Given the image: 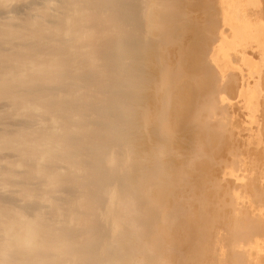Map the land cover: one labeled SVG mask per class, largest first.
Returning a JSON list of instances; mask_svg holds the SVG:
<instances>
[{
    "label": "bare ground",
    "instance_id": "6f19581e",
    "mask_svg": "<svg viewBox=\"0 0 264 264\" xmlns=\"http://www.w3.org/2000/svg\"><path fill=\"white\" fill-rule=\"evenodd\" d=\"M143 1L0 0V264H251L254 260L251 263L248 261L251 255L246 256V254L250 253L246 248L254 246L258 250L264 251V189L262 188V182H260L261 188L255 187L254 190V186L251 183L252 189L250 191H255L251 194L258 200L255 207L252 206V203L255 204V200L249 193L248 195L254 201L248 200V197L246 199L251 201L252 205L245 203V205H241L239 203L241 197H245L247 193V189H244L245 185H242L244 188L240 185L241 182L238 184L240 188H232L233 196H231L233 199L231 197L226 200V197L231 193L229 186L234 185L233 179L231 182L230 180L227 181L232 184H226L229 192L224 193L226 189L223 188L216 190L218 191V198L219 195H222L221 193L219 194V190L222 191V196L228 193L227 196L225 195L226 197L221 196L222 198L220 197V200L216 201L218 203L224 199L219 204L223 206L222 202L226 200L227 207L231 204L229 209L226 207L228 209L226 210L223 207L225 210H222V208L215 210L212 206L210 208L206 207L204 203L206 199H204L203 193L205 178H203L202 175L204 173L202 172L206 163L205 160L209 156L207 154L208 157L204 161L201 158L205 154L204 149H206L203 147L205 139L198 137L202 133L194 138L193 147L192 137H190L187 146L185 144L183 149L179 146V151L176 143L174 144L176 135L180 134H177V131L182 130V136H184L183 130L190 127L194 131V128L191 127L192 123L197 124L201 120L198 109H201L202 103H199L198 101L200 100L197 99L200 95H192L194 93L192 92L194 90H192V87L195 88L197 86V92L200 91L201 96L205 95V100L202 97L203 101H205L203 106L204 108L206 107L204 109L205 112H211L210 117H212V112H215L217 104L219 103L220 105V100L217 101V104L213 101L214 98L210 96L212 93L208 94L205 90L207 92L206 95L204 89H198L200 88L201 80H195L197 85L192 86V73L195 74L192 69L196 70L199 64L196 58L199 56L195 55L194 46L184 47V50L181 48L183 51L181 52L180 60L189 62L190 70L187 71L190 74L182 72L177 76H168L167 79V73L170 74L172 68L162 71V69H165V67L162 68L165 53H163L164 55L161 54L163 57L159 55L161 58L157 59L155 57L156 48L152 47V49L155 48L153 49L155 51L151 50L150 52L151 43L149 39L156 37L154 34L155 36L150 38L153 34V29L163 24L168 30V27H171V21L174 20L173 18L176 15L179 17V10L183 8L180 2H183V0L179 1L180 4L176 2L177 0L174 2H170V0H157L158 2L156 0H146V3ZM188 1L185 0L186 3ZM169 2L171 4L174 3V6L169 5ZM223 3L225 5L227 3L229 7L227 5L226 7L230 8V10H225L224 18L228 19L231 25L233 37L232 40L225 41L221 47H218L221 54L217 58L218 62L219 60H224V62L229 60L230 53L234 56L237 54L233 51L228 52L229 49L235 48L238 51V48L241 47L242 49H239V52L242 50L241 55L244 57L248 67L252 69L250 75L252 74L251 72H253L252 75L256 72V75L260 76L258 73H261V63H258L261 67L254 65L249 59L251 54L249 55V52L247 53L248 49L245 48L253 46L251 43L254 42L260 46L256 47L254 45L258 51L262 48L264 50V24L254 23L252 20H256L255 17H251L249 20L248 15L246 16L242 13L246 5H259L260 0H224ZM156 6L163 8L159 9V12L165 10V8L168 10L170 6L171 8L175 7L178 13L175 12V9H173L174 14L171 11L172 9L170 12L168 11L170 14L168 15L167 13V15L170 18L177 13L169 22L164 17H159L158 19L157 15L153 13V10L157 8ZM184 6L186 7V4ZM259 7H263V5ZM259 7L258 9L256 8V12L260 9ZM220 8L224 9L223 7ZM220 8L218 11H220ZM246 10L249 11V8ZM184 11L181 14L182 17L185 14ZM262 11L261 8L259 16L264 20V14L263 16L261 14ZM156 12H158V9ZM165 12L161 11L160 14H166ZM211 12L212 10L208 11L209 14H215V12ZM190 13L192 12L190 11ZM250 13L251 15L255 14L254 12ZM145 14L148 17L147 20H144ZM171 14H173L172 17ZM217 14L219 16L220 12ZM167 15L166 18H169ZM259 16L257 22L259 21ZM185 17L183 23L188 27ZM176 18L174 21L176 25L173 24L176 26L175 28H178V18ZM182 19H178L179 25L182 24ZM191 19L193 20V17ZM179 20H181L180 23ZM225 21L223 22L227 23ZM197 23L199 24V22ZM212 23L215 25L214 22ZM208 24L212 26L210 23ZM228 26L226 31L224 30L225 33L223 32V27H221L222 35H219L221 39L224 34H227L228 38H230L229 34L231 32L229 31V34L226 33L229 30ZM186 30L188 29L186 28ZM180 31L183 30L180 28ZM160 32L158 34L161 36ZM172 32H176V29ZM162 33L163 35L167 34ZM197 34H195L196 40L198 39L196 37ZM200 34L203 33L201 32ZM148 35L151 36L149 37ZM182 35L184 33L182 34L181 32L180 37ZM202 36H200V41ZM213 36L215 35H212L211 38L207 37L208 42H202L206 43L204 47L207 43L216 39V37L213 39ZM225 38L227 39V37ZM155 39L162 41L160 37ZM164 43L167 44L166 42ZM164 43L162 42V44ZM147 44L150 46H147ZM218 45L216 43L213 48H217ZM254 46L250 47L249 50L251 51ZM156 47L159 50V45H156ZM163 48L162 45L161 50ZM203 49L208 50L207 48ZM212 49L211 51H213ZM263 50L261 52H264ZM180 51L178 49V52ZM216 52L218 54V51ZM261 52L260 54H262ZM153 53L156 60L162 59L161 62H156L161 64L159 65L162 68H159L161 74L158 72L161 75V82H159L157 76L154 75L153 77L151 72L153 70L150 69L151 64L155 65V62L154 64L152 63L153 58L152 60L150 58ZM253 54L252 56H254ZM209 58L211 59L212 57L210 56ZM168 59L170 63V58ZM217 59L215 58V60ZM150 60L152 61L151 63H149ZM215 60L212 62L214 63ZM206 61L203 63L206 64ZM229 62L231 64V61ZM238 62L240 60L237 61V66ZM242 64L240 63L239 66L242 67ZM226 65L225 63L224 66ZM232 66H235V64H232ZM171 67L173 66L171 65ZM223 69L225 70L222 67L220 71L222 70L223 72ZM148 71L151 72L152 76L147 74ZM198 71L196 70V72ZM245 71L247 70L245 69ZM214 72L207 74L211 75ZM222 72L221 74H224ZM238 72L235 70V78L238 77ZM186 74L189 75L187 79ZM198 75L202 74L198 72ZM147 76L149 77L147 79L153 78V80L150 82L147 79L145 80ZM202 76L204 77V75ZM212 76L216 75L213 74L210 77L212 78ZM240 76L242 75H239L238 83L239 81L241 82L240 79L243 77L240 78ZM156 77L158 82H156ZM231 77L233 75L227 77V79ZM257 77L254 76V80ZM261 78H264V76L259 79ZM227 79L226 81H228ZM214 80L212 81L211 79L213 83H215ZM251 80H248L250 84L252 83ZM207 81L209 82L210 80L208 79ZM208 82L205 83L208 85ZM232 84L229 86L232 88H227V85L224 90L226 91L227 88L230 89L228 90L230 92L232 89L238 90L239 86L241 87V85L237 84L236 86L234 85L235 88L238 86L235 89ZM255 84L254 86L257 85ZM154 85L155 88H152ZM245 85L247 86L248 84ZM244 87L241 89V93L246 94L247 91ZM153 89H156L155 93L157 91L158 95L166 94V96H169L163 100L166 98L165 96L162 99L161 96L156 95L159 98L161 97V100L159 99L161 106H159L160 103H157L156 96L152 98V95H155L152 91ZM167 90L169 92L173 90L174 92L171 94ZM216 90L214 91L216 92ZM250 90L255 91V89ZM187 91H189V95H184ZM221 92L223 93V90ZM227 94L229 95L227 98L230 95L233 96L232 93ZM248 94H250V91ZM235 96L237 95L235 94L233 98L236 100ZM217 97L222 99V97L226 96L220 95ZM262 97L264 98V95ZM154 99L157 101L155 102ZM168 99L171 103L166 101ZM224 100L226 101L225 98ZM148 101L149 104L151 101L155 102L159 107L155 105V108V106L149 105ZM162 101H164V104ZM243 101L245 102V100ZM221 102L223 105L224 102ZM246 103L249 104L247 101ZM225 104L228 105L226 102ZM241 104L239 103V105ZM258 104H261V101ZM224 105L220 108L223 109ZM234 105L236 104L234 103ZM149 106L154 108L149 109ZM260 106L259 108H261ZM232 108H236V110ZM232 108V111H235V115L238 107L232 106ZM172 109L173 111L176 109L180 111L178 110L175 116L170 115ZM247 109L249 108L247 107ZM239 110L241 109L239 108ZM226 111L229 110L226 109ZM226 111L224 108L223 113ZM208 115L204 114L209 120ZM214 115L218 114L215 112ZM169 116L171 119H169ZM220 116H216L217 119ZM227 116L229 117L230 115ZM216 117L213 121L218 123L215 120ZM228 117H224L223 121L227 120ZM242 118H244L243 115ZM261 119L263 120V118ZM228 121L223 123L229 124ZM259 122L258 120V124ZM204 123L203 125L201 124L200 131L202 126L205 128ZM207 123H210L209 126L205 123L208 127L206 128L207 130H210L211 124H215L212 121ZM223 123L219 126L221 127ZM232 124L234 125L233 122ZM147 126L153 127H149L151 129L149 130ZM146 127L149 131L148 133L145 132ZM227 127L223 128L227 131L219 129V132L221 130L229 133V136L224 134L225 140L227 139L226 136L229 140V142L226 140L228 144L226 145L225 143L224 146L230 145L229 147H231L235 145L234 147H236L237 145L234 143L240 137L238 134L240 132L237 131L239 128L236 130L233 127L231 135L235 131L238 132L237 136L234 134L235 138L234 135L233 137L230 135V130L232 129L228 131ZM261 129L263 128L260 125ZM195 131H198V128ZM207 133L209 136V132ZM192 134L197 135L198 133ZM215 135L217 136V134ZM178 136L181 138V134ZM230 137L231 139L235 138L232 140L233 142L230 141ZM241 137L243 136L241 135ZM220 139L223 138L221 137ZM242 139H239V142L241 147L245 149L242 144L246 140L241 141ZM260 139H262L261 143H264L263 138ZM182 140L184 141V139ZM254 140L257 139L255 138ZM258 142L260 143V140ZM233 146L232 148H234ZM229 147H226L227 152L230 149ZM238 147L237 151L241 149L238 151L240 153L243 149ZM250 147L254 149L255 146ZM259 147H257L256 152L260 150L262 153L264 149L261 150V147L263 148L264 145L261 144ZM226 148H224V153ZM252 148L251 151L253 150ZM234 151L232 150V154ZM247 152L244 150L241 154L244 153L246 156L249 153ZM253 152L256 153L255 151ZM215 153L217 154V152ZM239 153H234V157L236 154L241 155ZM231 155L227 156V158L239 159L238 156L234 158ZM244 155L240 157L241 161L244 159ZM210 157L212 158V156ZM260 157L263 158L264 156L262 157L260 154ZM227 158L230 168L231 166L234 167L231 171L234 174L241 167V161H238V164L231 162L232 160L230 159V161ZM256 159L253 161L254 164L257 161ZM260 160L256 163L257 167H260L258 166L261 162ZM228 161H222L225 162V165L220 161L224 170L229 169V167L225 168L228 165ZM211 162L213 163V161ZM253 162L247 165L250 166ZM208 163L206 164L208 165ZM214 163H216L215 160ZM261 163L263 164V162ZM217 164L215 167L222 166ZM252 166L254 169L256 168L255 165ZM262 166L264 167V164ZM219 168L221 169L222 167ZM208 169L210 170L211 166ZM244 169L242 170L244 171ZM259 172L260 170L256 172L258 173L257 175L254 174L257 177L252 178L254 184L256 182L258 184V181L254 180V178H259L258 176H260L262 171ZM237 174L239 173H235L237 177L234 179L241 180L242 178H239ZM220 175H222L221 172ZM243 176L245 175L242 174ZM233 177H230V179ZM261 178L263 179L264 177ZM262 179L258 180L263 181ZM205 182L207 183L206 180ZM212 183L214 182L212 181ZM235 186H237V183H235ZM220 187H222V184ZM237 189H244L246 193ZM242 200L245 201L244 198ZM226 201L224 206H226ZM228 201H232V203H228ZM217 203L216 205H218ZM205 209L207 210L206 212ZM221 210L227 211L226 214L222 215ZM241 250L242 252H240ZM251 257L253 258V255ZM263 260L264 257L261 256V261ZM261 261L260 264H264V261Z\"/></svg>",
    "mask_w": 264,
    "mask_h": 264
},
{
    "label": "rangeland",
    "instance_id": "374dc122",
    "mask_svg": "<svg viewBox=\"0 0 264 264\" xmlns=\"http://www.w3.org/2000/svg\"><path fill=\"white\" fill-rule=\"evenodd\" d=\"M142 1H143V0H142ZM159 1H160V0H159ZM164 1H165V0H164ZM168 1H169V0H168ZM168 1H167V3H168ZM171 1L174 2V1H176V0H170V2H171ZM179 1H180V0H177L176 2H177L178 4L181 3V4L183 5V8H184V9L181 8L182 11L179 10L180 13H178V12L176 11V10L178 9L177 6H176V4H175V6H176L177 9H176L175 7H174V8H171V7L169 6V8L167 7L168 10H166V8L164 7L165 10H161V11H163V12L166 11V12H165L166 14L163 13L164 15H163L162 13H161L162 15L160 14L161 11L159 12V9H163V8L160 7V6H158V7L156 6L157 8H155V9L153 10V13H154L155 15H157L156 17H157L158 19H159V17H164L165 19H167L166 21H168V22L171 21V19H172L173 17H175V15L178 13V14H179V17H178L177 15H176V17H177L178 19H182V18H183V19H182V24H183V26H182V24H180V25L178 24V19L175 17V18L177 19V26H178V28H175V27H176V26H175V25H176V22H174V21H175V18H173L174 20L171 21L172 23L170 22L172 28H171V27H168V30H167V29H166V26H164V25L162 24V26L159 25L161 28H160V27H156V29H153V31H152V33H153L152 36H151V35H148L149 37L151 36L150 38H152L153 36L156 35V37H160V39L162 40V41H160V40L158 39V40H159V43H158V40L155 39L156 37H153L154 39H153V38H152V39H149V38H148V39H149V42L151 43V44L148 43V44H150L151 46L147 44V46H150V48H149V49H150V52H151V50H152L153 52L156 50V51H155V52H156V56H155V57H156L157 59H160L161 57H163L162 55H164L163 53H165V55H164V59H163V62H164V63L168 62V63H166L165 65H164V63L162 62V64L164 65V66L162 65V68L165 67V69H162L161 66H159V65H161V64H159V63L162 61V59H161V60H156V58L154 57L155 54L153 53V55H150L151 60H152V58H153V60H152L153 62L150 60L149 63L152 62V63L154 64V62H155V65L157 64L158 66H157V65L155 66V65H152V64H151L150 69H152V70L154 71V72H153V71H151V72H152V74H153V77H154V75H155V76H157V77L159 78V82L162 81V80L160 79V76H161V75H160V74H161L160 71H161V70H159V68L162 69V71H163V70H168V68H172V72L170 71V74L167 73V77H166V79L168 78V76H171V75H173V76H177V75H180L182 72H183V73H186V72H187L188 74H190L189 71H187V70H190V68H189V62H187V61H181V60H180V55H181V52L185 49L184 47H189L190 45H192V47L194 46V48H195V55H196V56H199V57H196V58H197V63H199V64H198V68H199V69L197 68L196 70H197V71L199 70L198 72H199L200 74L204 75V77H203L202 75H198V72H196V70L192 69V71L195 72V74L192 73V75H193V77H192V78H193V79H192V86L197 85V83H196L195 80L198 81V79H199V81L201 80L202 82L200 81V88H198V89H199V90H203V89H204V93H205L206 95H207V92H208V94L212 93V94H210V96H212V98H214L213 101H214L216 104L218 103L217 101L220 100V101H219V102H220V105H219V103H218V104H217L218 106H217V105L214 103L215 106H217V107L214 106V107L216 108V109L214 108V109H215V112H216V114H218V115H214V116H215V117H216V116L219 117V116L221 115V116H220L221 119H220V118L217 119V117H216L215 120H217L218 123H215V121H213L214 118H215V117L213 116V114H215V112H212V117H210L211 112L208 113L207 111L205 112V110H204L206 107L204 108V106H203V103L205 104V101H203V98H202V97H204L205 95L203 94V95L201 96L200 91L197 92V86L195 87L196 90H195L194 87H192V90L194 89V90L192 91V92H194V93H192V95H193V94H196V95H198V96L200 95L197 99L201 101V102L198 101L199 103H202V105L200 104L201 107H200V105H199V107H200L202 110H201V109H198V113H199V116H200L199 118H200L201 120L203 119L202 121H204V122L206 123V125H208V126H209L210 123H207V122H209V121H212V123H215V124H211V125H212V126H210L211 128L209 127L210 130H207L206 128H208V127H207V126L205 125V123L203 122L205 128H203V126H202V127H201L202 129H201V131H200L199 128H200L201 124L203 125L202 121L200 120V121H199L200 123H197V124L192 123V126H191V127L194 128V129H193V128H192V129L195 131V130L198 128V131H200V132H198V131H195V132H194V131H192V130L190 129V127H189V128H187V129L183 130V131H184V132H183V135H184V136H182V130H180L179 132L177 131V134H178V133L181 134V138H180V136H178V135H180V134L176 135V139H175L174 144L176 143V146L178 147L177 150L180 149V148L183 149V147H185V144H186V146H187V143L189 142L190 137H192V147H193V142L195 141L194 138H196L200 133H202V134H200L198 137H199V138H203V139H205V142L203 143V145H204L203 147H205V148L208 149V150L205 151L206 149H204V153H205L206 155L204 154L205 156L203 155L201 158H203L202 160L204 161L205 158H207V157L209 156V157H208L209 160H208V158L205 160L206 163H208V162H209V163H208V165H207V164L204 162V163H205V164H204V169L206 168V166H208V167H207L205 170L203 169V172H202V173H204L202 176H203V178H205V179H204V183H203V184H204V186H203V190H204L203 193H204V199H206V200L204 201L206 207H209V208H210V206H212L213 209H215V210H216V209L220 210L221 208H222V210H225V209L228 210L229 207L231 206V204H229V207H227L228 204H227V201H226V200H228V198H231V197L233 196L231 191H232L233 189L238 188L240 185H241V186H242V185H243V186L245 185V188H244L243 186H242V187H243L244 189H247V193L244 191V189L241 190L242 188L239 189V190L237 189L238 191L241 190V192L244 191V193H246V194H245V197H243L244 200H245L246 202L243 201V200H242L243 198L241 197V199L239 200V201H240L239 203H240L241 205L244 204V203H245V204H250V205L253 204L252 206L255 207V206L257 205V204H256V201H258V200L256 199V197H255L254 195H252L253 192H255V191H252V190L250 191V189H252V184H253V186H254V187H253V190L255 189V187H257V188L259 187L258 189H260V188H261V183H260V182H262V184H263V185H262V188L264 189V182H263V181H264V178H263V179L261 178V177H264V175H263V174H264V170H263L264 167L262 166V165L264 164V157H263V156H264V152H263L264 150L262 151L263 154L261 153L260 150H259V151L257 150L258 152H256L257 147L261 146V144L264 145V143H261V140H262V139H260V138H263V140H264V137H263L264 135H262V134H264V127H263V125H264V111H263V108H264V100H263V99H264V98L262 97V96L264 95V94H263V93H264V85H263V84H264V78L259 79L260 77H263V76H264V74H263V72H264V71H263V70H264V69H263V68H264V66H263V65H264V64H263V62H264V56H263V55H264V52H261V51L263 50V48H262V49L259 48L260 50L258 51V49H257L256 47H260V46L258 45V43L255 44L254 42L251 43V45L253 44V46L255 45L256 47L254 46V48H251V51L249 50V48H250V47H253V46H248L247 48H245V49H248V50H247V53L249 52L248 54H249V55L251 54V56H249V57H250L249 59H251V61H252V63H253L254 65H259L258 63H261V64H260V65L262 66V68L260 69V72H261V73H258V74H260V76H259V75H256V72H255V71H254V72H255L254 75H252L253 72H251L252 74L250 75V71H252V69H251L250 67H248V64L246 63L244 57L241 55V51H242V50L239 52V49H242L241 47L238 48V51H236L237 49H235V48H231V49H229V51H228V52H232V51H233L234 53H237L236 55H239V56H236V55L234 56L232 53H230V54H231V55H230V54L228 53V55H230V56H229V58H230L229 60H226L225 62H224V60H219V62H218V59H217V58L221 56V54H220V52H219L220 48H218V47H221V46L224 44L225 41H230V40H232V37H233V32H232L231 25H230L228 19L224 18L225 13H226L225 10H228V9L230 10V8H228L229 6H228L227 3H226V5L228 6V7H226V5L223 3L224 0H212V1L209 0L208 2H206L207 0H203V1H202V0H195L196 2H195V1H192V0H190V1L187 0V1H188L187 3L185 2V0H183V2H180V3H179ZM181 1H182V0H181ZM197 1H198V2H197ZM217 1H219V2H217ZM221 1H222V2H221ZM261 1H262V3H261ZM143 2L146 3V0L143 1ZM147 2H148V1H147ZM156 2H158V1L156 0ZM170 2H169V3H170ZM204 2H205V3H204ZM210 2H211V3H210ZM216 2H217L218 4H217ZM198 3H199V5H198ZM202 3H204V4H202ZM208 3H209V4H208ZM214 3H216V4H214ZM221 3L224 4V5L222 6ZM157 4H158V3H157ZM157 4H156V5H157ZM173 4H174V3H172V4L170 3L169 5H173ZM184 4H186V7L184 6ZM205 4H206V5H205ZM216 5H218V6H216ZM261 5H263V7H264V0H260V4H259V5L248 4V5L245 6L244 11H243L242 13H244L246 16L248 15L249 20H250L251 17H252V18L255 17L256 20H254V19L252 20V21H254V23H258V24H259V23H262V24H264V20L262 19L261 16H259V15H260V14H259V11H260L261 8H262V10H263V11H262L263 13L261 12L262 16H263V14H264V8H263V7H259V6H261ZM173 6H174V5H173ZM224 6H225V7H224ZM255 6H256V7H255ZM181 7H182V6H181ZM220 7H223L224 9H222V8H220ZM251 7H252L253 10L251 9ZM258 7H259L260 9L258 10V12H256V10L258 9ZM179 8H180V6H179ZM219 8H220V11H218ZM248 8H249V11L246 10V9H248ZM254 8H255V10H254ZM256 8H257V9H256ZM157 9H158V12H156ZM171 9H172V10H171ZM173 9H175V12H177L175 15H173V14L175 13V12L173 11ZM185 9H187V10L184 11ZM204 9H205V10L207 9V10L205 11ZM213 9H214V10H213ZM215 9H216V11H215ZM221 9L223 10V12H222ZM155 10H156V11H155ZM170 10L173 11V14H171V17H172V15H173L172 18H170V16H168V15L170 14V13H169ZM189 10H190L192 13H190ZM192 10H193L194 12H193ZM209 10H210V11L212 10V12H215V14H213L212 12H211L212 14H209V13H208ZM168 11H169V12H168ZM183 11H184V13H185L187 16H186L185 14H184L183 17L181 16V14H183ZM186 12H188L189 14L186 13ZM201 12H202V13H201ZM203 12H204V14H203ZM219 12H220V14H219L220 17H219L218 14H217V13H219ZM247 12H248V13H247ZM250 12H254V13L256 12V13H255L254 15H251ZM157 13H158L159 15H158ZM167 13H168V15H167ZM171 13H172V12H171ZM205 13H207V14H205ZM257 13H258V16H259V21H258V22H257V20H258ZM190 14H191V15H190ZM195 14H196V16H195ZM202 14H203V15H202ZM221 14H223V15H221ZM146 15H147V14H145V18L143 17L144 20H145V19L147 20V18H148ZM166 15H167V17H169L170 19H169V18H166ZM200 15H201V16H200ZM204 15H205V16H204ZM206 15H207V16H206ZM210 15H211V16H210ZM213 15H214V18L212 19ZM249 15H250V17H249ZM255 15H256V16H255ZM180 16H181V18H180ZM185 16H186V17H185ZM189 16H190L191 18L193 17V20H192L191 18L189 19ZM208 16H210V17H208ZM184 17H185V22H187L188 27H187L186 25H184L185 23H183ZM196 17H197V18H196ZM204 17H205V18H204ZM221 17H222L223 19H222ZM186 18H187V19H186ZM209 18H210V19H209ZM195 19H196V20H195ZM206 19H207V21H206ZM214 19H215V20H214ZM142 20H143V19H142ZM187 20H188V21H187ZM211 20H212V21H211ZM218 20H219L220 22H219ZM222 20H223V21L226 20L225 22H227V23H224ZM189 21H190V22L192 21L191 24H190ZM215 21H216V22H215ZM221 21L223 22L224 25L222 24ZM145 22H146V21H145ZM180 22H181V20H179V23H180ZM197 22H199V24H198ZM206 22H207V23H206ZM212 22H214L215 25H214ZM173 23H174L175 25H174ZM200 23H201V24H200ZM208 23H210V24L212 23L211 25H212V26L214 25V26L212 27V26H210ZM228 23H229V24H228ZM206 24H207V25H206ZM225 24H228L229 26H228V25H225ZM165 25H166V24H165ZM169 25H170V24H169ZM169 25H168V26H169ZM191 25H193L195 28H194L193 26H191ZM197 25H198V27H197ZM202 25H203V26H202ZM208 25H209V26H208ZM216 25H217L218 27H217ZM220 25H221V26H220ZM222 25H223V26H222ZM205 26H206V27H205ZM215 26H216V27H215ZM227 26H228L229 30L227 29L228 31H227L226 33L229 34V33L231 32V33H230L231 35L229 34L230 38H228V35H227V34H226V35L224 34V35H223V38L221 39V36H219V35H222V30L220 31V29H222L221 27H223V32H224V30L226 31V27H227ZM164 27H165V29H166L167 31H166L165 29H163ZM184 27H185V28H184ZM189 27H191V28L189 29ZM200 27H201L202 29H201ZM203 27H204V28H203ZM208 27H211V28H213V29L208 28ZM219 27H220V28H219ZM158 28H159V29H158ZM180 28H181L183 31H180ZM183 28H184V29H183ZM186 28H187L188 30H186ZM205 28H207V29H205ZM218 28H219V30H218ZM169 29H170V30H169ZM175 29H176V32H172V31H175ZM178 29H179V30H178ZM204 29H205V31H204ZM214 29L217 30V31H215ZM198 30H199L200 32H199ZM201 30H202V31H201ZM160 31L164 32L165 34L167 33V34H166V35H163V33L160 32ZM169 31H170V32H169ZM206 31H208L209 34L206 33ZM209 31H212V32H209ZM213 31H214L215 34L213 33ZM229 31H230V32H229ZM159 32L161 33V36H160V34H158ZM177 32H179L180 35H181V32H182V34L184 33V35L181 36L182 38L180 37L179 33H178V35H177ZM186 32H189V33H186ZM201 32H202L203 34H200ZM216 32H217V34H216ZM218 32H219V33H218ZM220 32H221V34H220ZM171 33H172V35H173V34H174V35H173V36H172V35L170 36ZM185 33H186V34H185ZM190 33H191V34H190ZM196 33H198V34H197L198 36L196 35V37L198 38L197 40H196V38H195V34H196ZM205 33H206L207 35H206ZM210 33H212V34L210 35ZM224 33H225V32H224ZM154 34H155V35H154ZM167 35H168V36H167ZM175 35H176V37H175ZM202 35H203V36H202ZM212 35H215V36H213V39H215L214 37H216V39H215V40L210 39V40H212V42L210 41V42H209L210 44L207 43V45L204 47V45H205L206 43H202V42H204V41L208 42V38H211ZM162 36H164V37H162ZM178 36H179V37H178ZM186 36H187V37H186ZM193 36H194V38H193ZM200 36H202V37H201V41L199 40V39H200ZM218 36H219V37H218ZM224 36L227 37V39H226ZM161 37H162V38H161ZM167 37H168V38H167ZM171 37H172V38H171ZM173 37H174V38H173ZM207 37H208V38H207ZM166 38H167V39H166ZM176 38H177V40L180 39V40H179L180 43H179V41L175 40ZM183 38H184V39H183ZM204 38H205V39H204ZM168 39H169V40H168ZM172 39H173V40H172ZM203 39H204V40H203ZM219 39H221V40H219ZM167 40H168L169 43L167 42ZM171 40H172V41H171ZM202 40H203V41H202ZM218 40H219L220 42H219ZM151 41H152V42L154 41V42H153L154 44L156 43L155 46H154V44H153ZM197 41H198V42H197ZM162 42H163V43L166 42L167 44H165V43L162 44ZM174 42H175V43H174ZM182 42H183V43H182ZM190 42H192V43H190ZM160 43H161V44H160ZM216 43H217V45H218V43H219V45L217 46V48H215V47L213 48V45L215 46ZM179 44H181V45H183V46L181 47V45H179ZM185 44H186V45H185ZM202 44H203V45H202ZM208 44H209V45H208ZM156 45H157V46L159 45V50H160V51L157 49L158 47H156ZM162 45H163V47H164L166 50H165L164 48L161 50ZM201 45H202V46H201ZM208 46H210L209 48H211V49L213 48V49H212L213 51H211V49L209 50ZM152 47H155L156 49L153 48V49H155V50H153ZM166 47H167V48H166ZM170 47H171V48H170ZM179 47H180V48H179ZM147 48H148V47H147ZM181 48H182L183 50H181ZM203 48H205V49L207 48L209 51H208V50H204ZM170 49H171L172 51H171ZM178 49H179V51H180V50H181V51L178 52ZM215 49H216V51H218V54H217V52L215 51ZM163 50H164V51H163ZM254 50H256V51H258V52H255ZM161 51H162V53H161ZM169 51H170V52H169ZM206 51H207V52H206ZM210 51H211L212 53H211ZM214 51H215L216 56H215V54L213 55V52H214ZM253 51H254L255 53H254ZM263 51H264V50H263ZM158 52H160V53L158 54ZM198 52H199V54H198ZM250 52H253L254 54H253V53H250ZM260 52H261L262 54H260ZM167 53L169 54L168 57H167V55H168ZM172 53H173V54H172ZM204 53H205V54H204ZM210 53H211V55H210ZM256 53H258V54H256ZM161 54H162V55H161ZM200 54H202V55H204V56H202V55H200ZM206 54H207V55H206ZM219 54H220V55H219ZM252 54H253L254 56H252ZM255 54H256V57H255ZM159 55H161V57H159ZM175 55H176V57H175ZM205 55H206V56H205ZM217 55H218V56H217ZM258 55H259V56H258ZM210 56L212 57L211 59L209 58ZM240 56H241V57H240ZM260 56H261L262 58H261ZM201 57H203V58H201ZM168 58H170V63H169V61H168V60H169ZM176 58H177V60H176ZM215 58H216L217 60H215ZM231 58H234V59H232L234 63L232 62ZM239 58H240V59H239ZM212 59L215 60V61H217V63H215V61H214V63H213V62H212V61H213ZM219 59H220V58H219ZM256 59H257V60H256ZM165 60H166V61H165ZM200 60H201L202 62H201ZM205 60L208 61V64H207V61H206V64L203 63ZM239 60H240V62H238V63H239L238 66L240 65V63H241V64L243 63V64L241 65L242 67H240V66L238 67L237 64H236L237 61H239ZM241 60H242V61H241ZM158 61H160V62H159V63H156V62H158ZM172 61H173L174 63H173ZM229 61H231V64H229V63H230ZM183 62H184V63H183ZM185 62H186V63H185ZM227 62H228V63H227ZM176 63H177V64H176ZM202 63H203V64H202ZM225 63L227 64L226 66H224ZM209 64H210V65H209ZM211 64H212V65H211ZM214 64H216V65H214ZM228 64H229V65H228ZM232 64H233V65L235 64V66H237L238 68L235 67V66H232ZM171 65H172L173 67H171ZM217 65H218V66H217ZM260 65H259V66H260ZM207 66H208V67H207ZM211 66H212V68H210ZM261 66H260V67H261ZM151 67H152V68H151ZM205 67H206L207 69H209V70H207ZM217 67H218V69H217ZM222 67L225 68V70L223 69V70H224L223 72H222V70L220 71V69H222ZM226 67H227V68H226ZM233 67H234V68H233ZM156 68H158V69H156ZM203 68H204V69H203ZM247 68H248V69H247ZM185 69H186V70H185ZM205 69H206L207 71H206ZM213 69L216 70V72H214ZM231 69H232V70H231ZM233 69H235L237 72H238V70H239V72L241 73V74H240V73L238 72V74H237L238 77H239V75H242V76L244 77V79H243V77L240 76V78L242 77V78L240 79L242 83H241L240 81H239V83H238V80H237V79H239V78H238V77L235 78V77H236V74H235V70H233ZM245 69H246L247 71H245ZM170 70H171V69H170ZM183 70H184V71H183ZM202 70H203V72H205V73H203ZM210 70H212L211 72H214L213 74L216 75V76H214V77L212 76V78H211L210 76L213 75V74H211V75H210V74H207V73H211ZM243 70H244V71H243ZM155 71H156V73H155ZM173 71H174V73H173ZM230 71H231V72H230ZM151 72L148 71L147 74H149V75L152 76ZM158 72H159L160 74H159ZM221 72L224 73V74H221ZM227 72H228V74H227ZM229 72H230L231 75L229 74ZM233 72H234V73H233ZM171 73H173V74H171ZM232 73H233V74H232ZM246 73H247V74H246ZM158 74H159V75H158ZM188 74H186L187 77H186V75H185L186 79L189 77ZM205 74H207L208 77H207V75H205ZM234 74H235V75H234ZM262 74H263V75H262ZM196 75H197V77H196ZM228 75H229V76H232V75H233V77L235 76L234 78H235L236 80H235L233 77L229 78L230 80L227 79V77H229ZM151 76H150V78H152ZM194 76H195V77H194ZM217 76H218L219 79L217 78ZM222 76H223V79H222ZM254 76H256V77L258 76L257 78H258L259 80H258L257 78L254 80ZM157 77H156V79H157L156 82H158V78H157ZM215 77H216V78H215ZM249 77H251V78L253 77V79H252L253 81L251 80V78L249 79ZM147 78H149V77L147 76V77L145 78V80H146ZM156 79H155V80H156ZM208 79H209L210 81H211V79H212V81H213L214 79H216V80H214L215 83H213L212 81H211L212 83H211L210 81H209V82H210V83H209V82L207 81ZM226 79H227L229 82L226 81ZM246 79H247V80H246ZM147 80H149V82H150L151 80H153V78H152V79H147ZM205 80H206V81H205ZM217 80H218V81H217ZM242 80H243V81L245 80L247 83H246L245 81H244V83H243ZM248 80H251L252 83L250 84V81H248ZM225 81H226V82H225ZM231 81H232V82H231ZM256 81H257L258 83H257ZM147 82H148V81H147ZM193 82H194V84H193ZM205 82H208V85H207ZM230 82H231V84L234 82V84H232V85H233V88H235V86H236L237 84L241 85V87L239 86V88H238V86H237L238 90H234V89H232V90H231L232 92H231V91L228 92V90H230V89H227V88H232V87H229V86H231V84L228 85V83H230ZM260 82H263V83H260ZM203 83H204V85H203ZM255 83H256L257 85H256ZM156 84H157V83H156ZM209 84L211 85L210 87H209ZM214 84H215V85H214ZM223 84H225L226 86L223 85ZM245 84L250 85L251 88H250V86H248V85H247V86H248V87H247ZM254 84H255L257 87L254 86ZM259 84H260V85L262 84V85L260 86ZM213 85H214V86H213ZM227 85H228V87H227ZM234 85H235V86H234ZM205 86H208V87H205ZM244 86H245V87H244ZM201 87H202V89H201ZM213 87L216 88V89L220 88V89H218L219 92H218V90L214 89ZM221 87H223V89H221ZM225 87H227V88H226V91L224 90ZM243 87H244V88L246 89V91H247L246 94L241 93V89H243ZM260 87H262L263 89L260 88ZM152 88H155V85H154ZM208 88H209V89H208ZM237 88H235V89H237ZM173 89H174V88H173ZM211 89H212V90H211ZM213 89L216 90V92H215ZM250 89H255V91L250 90ZM258 89H259V90H258ZM150 90H151V89H150ZM155 90H156V89H155ZM155 90L153 89L152 91L155 93ZM205 90H206L207 92H206ZM222 90H223V93L221 92ZM256 90H257V91H256ZM262 90H263V91H262ZM170 91H172V92H169V90H167V92H169V93L172 94V93L175 91V89H174V91H173V90H170ZM234 91H235V94L237 95V96H235V97H236V100L233 98V96L235 95V94H234ZM249 91H250V94H248ZM252 91H253L254 93H253ZM188 92H189V91H187V93H184V95H189ZM196 92L199 93V94H197ZM220 92H221L222 94H221ZM226 92L229 93V94L232 93L233 96L230 95V97L227 98L229 95H228ZM257 92H258V93H257ZM148 93H149V92H148ZM169 93H167V94H169ZM213 93H214V95H213ZM217 93H218V94H217ZM237 93H238V94H237ZM239 93H241V94H239ZM219 94H220L221 96H223V95L226 96V97H224V98L226 99V101L224 100L223 97H222V99H221V98L219 99V98L217 97V96H220ZM226 94H227V95H226ZM256 94H257V95H256ZM261 94H262V95H261ZM156 95H157V96H161L162 99H163V96H165L166 98H164L163 100H165V99H167V98L169 97V96H166V94H164V95L159 94V95H158V93H157V91H156L155 95H154V94L152 95V98H154ZM239 95H241V96H239ZM254 95H255V96H254ZM258 95H259V96H258ZM260 95H261V97H260ZM157 96H156L155 98H156L158 101H157L156 99H154V100H155V102L157 101L158 104L160 103L159 106H161V101H160V100H161V97L159 98V97H157ZM213 96H216V97H213ZM257 96H258V97H257ZM200 97H201V98H200ZM240 97H242L243 100H245V102H244V101L242 100V98H240ZM259 97H260V99H259ZM217 98H218V99H217ZM232 98H233V99H232ZM237 98H238V99H237ZM253 98H254V99H253ZM262 98H263V99H262ZM148 99H149V98H148ZM159 99H160V100H159ZM201 99H202V100H201ZM215 99H216V101H215ZM227 99H229L228 102H227ZM230 99H232V100H230ZM168 100H169V99H168ZM168 100H166V101L169 102V103H171V101H170V100L168 101ZM204 100H205V97H204ZM239 100H240V101H239ZM251 100H252V101H251ZM259 100L261 101V104H258V103L260 102ZM159 101H160V102H159ZM221 101H223L224 103L226 102V103L228 104V105H226V104L224 105V103H223L224 108H225V111H226V109L229 110V111H226V112L223 113L224 108L221 109V108L223 107ZM232 101H235V102H232ZM237 101H238V102H237ZM246 101H247L250 105L247 104ZM254 101H255V102H254ZM155 102L153 103V101H151L150 104H149V101H148V104L151 105V106H155V105H157V107H159L158 104H155ZM162 102H163V104H164V101H162ZM229 102H230V103H229ZM236 102H237V103H236ZM243 102H244L245 104H244ZM253 102H254V103H253ZM256 102H257V103H256ZM152 103H153L154 105H153ZM169 103H167V104H169ZM206 103H207V101H206ZM232 103H233V105H232ZM234 103H235L236 105H234ZM239 103H240V104L242 103V104L239 105ZM163 104H162V105H163ZM237 104H238V105H237ZM221 105H222V106H221ZM242 105H243V106H242ZM245 105H247V107H248L249 109H247V107H245ZM259 105H261V106H260L261 108H259ZM151 106H149V107H150L149 109H153V108H154V107H151ZM225 106H226V107H225ZM227 106H228V107H227ZM232 106H233V107H234V106H237V107H238L237 112H236V114H237L238 116H237L236 114L234 115L235 111H232V109H233V110H236V108H232ZM202 107H203V108H202ZM218 107H219V108H218ZM220 107H221V108H220ZM241 107H242V108H241ZM155 108H156V106H155ZM231 108H232V109H231ZM239 108H240L241 110H239ZM173 109H174V108H173ZM173 109H172L170 115H174V116H175V115H176V112H178L179 109H176V110H174V111H173ZM217 109H219V110H217ZM220 109H221V110H220ZM260 109H261L262 112L260 111ZM199 110H200V111H199ZM207 110H208V109H207ZM238 110H239L240 112H239ZM243 110H244V111H243ZM258 110H259V111H258ZM179 111H180V110H179ZM208 111H209V110H208ZM230 111H231V112H230ZM242 111L244 112V114H243ZM251 111H252V112H251ZM173 112H174V113H173ZM221 112H222V114H221ZM248 112H249V113H248ZM250 112H251V113H250ZM201 113H203V114H201ZM230 113H231V114H230ZM241 113H242V114H241ZM257 113H258L259 115H258ZM261 113H262V114H261ZM204 114H205V115H208V114H209V115H208V116H209V120L207 119L208 117H205V116H204ZM223 114H224L225 116H224ZM239 114H241V116H239ZM227 115H230V116L228 117ZM242 115H243V117H244L245 119L242 118ZM257 115L260 117L259 119H258V116H257ZM236 116H237V117H236ZM224 117H228V119H227V118H226V119L229 120V121H228L229 124H228V123H226V124L223 123V122H226V121H227V120L223 121V120H224ZM230 117H231V118H230ZM261 118H263V120H262ZM169 119H171L170 116H169ZM206 119H207L208 121H207ZM219 119H220L221 122L219 121ZM260 119L262 120V124H261V120H260ZM205 120H206V121H205ZM235 120H236L237 122H236ZM245 120H246V121H245ZM258 120L260 121L259 124H258ZM217 121H216V122H217ZM254 121H255V122H254ZM232 122L234 123V125L232 124ZM245 122H246V123H245ZM221 123H223V124H222L221 127H220L219 125H220ZM240 123H241V124H240ZM198 124H200V125H198ZM227 124L230 125L231 127L228 126ZM242 124H244V125H242ZM257 124L259 125V127H258ZM193 125H194L195 127H196V126H198V127L195 128ZM213 125H215V126H213ZM223 125H224V126H223ZM245 125H246V126H245ZM253 125H254V126H253ZM260 125H261V128H263V129H261V130H260ZM150 126H151V125H150ZM150 126H147V127L149 128ZM227 126H228L229 128H228ZM236 126H237V127H236ZM240 126H241V127H240ZM256 126H257V127H256ZM147 127H146V131H145L146 133L149 132L148 129H147ZM152 127H153V126H152ZM152 127H150V128H152ZM214 127H216V128H214ZM218 127H219V128H218ZM226 127H227L228 131H229V129H232V130H230V135H231L232 132H233V127H234V129H236V130H237V128H239L237 131L240 132V133H238L237 131L234 130L236 133L234 132L233 135H234V134L236 135V134L238 133L239 136H240L239 139H242V138L244 137L241 141L246 140V142L242 144V146H244L245 149H243V148L241 147V143L239 142V139H236L237 141L235 140V143H234V144L237 145L236 147H234L235 145H234V146L232 145L234 148H232V146L229 147L230 145H229V146H226V145L228 144V143H226V140H228V137H227V136H229V135H228L229 133H225V132H223V131H227V130L223 129V128H226ZM246 127H247V129H245ZM254 127H255V129H254ZM150 128H149V130H151ZM212 128H213L214 133L217 134V136H216L214 133H212V132H213V131H212ZM220 128H221V130H223V131L220 130V132H219V129H220ZM252 128H253V129H252ZM257 128H258V129H257ZM189 129H190V130H189ZM204 129L207 130V131H205ZM187 130H188V132H187ZM239 130H240V131H239ZM241 130H242V131H241ZM259 130H260V131H259ZM262 130H263V132H262ZM257 131H259L260 133L257 132ZM186 132H187V133H186ZM207 132H209V136L207 135V134H208ZM221 132H222V133H221ZM246 132H247V133H246ZM253 132H254V133H253ZM184 133H186V134H184ZM192 133H198V134L196 135V134H192ZM205 133H206V134H205ZM210 133H211V134H210ZM245 133H246V134H245ZM258 133H259V134H258ZM261 133H262V134H261ZM188 134H189V135H188ZM224 134H227V136H226L227 139H226V140H225V135H224ZM240 134H241L243 137H241ZM250 134H251V135H250ZM253 134H254V135H253ZM256 134H257V136H256ZM191 135H194V136H191ZM205 135H206V136H205ZM210 135H211L212 137H211ZM213 135H214V137L216 136L215 139H213V138H214ZM233 135H231V137H233ZM235 135H234V137H235ZM247 135H248V136H247ZM258 135H259V137H258ZM260 135H261L262 137H261ZM185 136H186V140H185ZM201 136H202V137H201ZM204 136H205V137H204ZM207 136H208V138H206ZM220 136H221L224 140H223V139H220V138H221ZM236 136H237V135H236ZM178 137H179V138H178ZM187 137H188V139H187ZM231 137H230V139H231ZM257 137H258V138H257ZM211 138H212V140H211ZM235 138H236V137H235ZM235 138L231 139L230 141L234 140ZM255 138H256L257 140H254ZM182 139H184V141H183ZM206 139H207V140H206ZM219 140H222V141H219ZM259 140H260V143H261V144L258 142ZM180 141H182V142H180ZM208 141H210V142L212 141L213 144H212V142L210 143V142H208ZM215 141L217 142V144H216ZM223 141H224V142H223ZM214 142H215V143H214ZM227 142H229V140H228ZM232 142H233V141H232ZM236 142H239V143H236ZM252 142H253L254 144H253ZM256 142H257V143H256ZM225 143H226L225 146L230 148V149H228V152H227V148L224 146ZM249 143H250V144H249ZM258 143H259V144H258ZM178 144H179V145H178ZM214 144H215V146H214ZM222 144H223V145H222ZM230 144H232V143L230 142ZM244 144H245V145H244ZM183 145H184V146H183ZM211 145H212V146H211ZM239 145H240V147L243 149L242 151H240V153H239L238 151L241 150V149H239V150L237 151V147H238ZM253 145L256 147V148L254 147L255 150H254L252 147H250V146H253ZM179 146H181V147L179 148ZM207 146H208V147H207ZM213 146H214V147H213ZM218 146H219V148H218ZM222 146H223L224 148H226V149H225V150H226L225 153H224V148H220V147H222ZM210 147H212L213 149L210 148ZM240 147H238V148H240ZM246 147H247V148H246ZM231 148H232V149H231ZM249 148H250V150H249ZM251 148L253 149L252 151H251ZM259 148H260V147H259ZM259 148H258V149H259ZM214 149H215V150H214ZM218 149H220V150L218 151ZM222 149H223V150H222ZM234 149H235L236 152L234 151ZM262 149H264V147H263V148L261 147V150H262ZM216 150H217V151H216ZM221 150L223 151L222 154L220 153ZM232 150L234 151L233 154H234V153H237V154L239 153V154H241L244 150L248 151L249 153L247 152L248 154H247L246 156L244 155V153L241 154V155H237V154H236V156H238V158H239V159H237L236 156L234 157L235 154H234V155L232 154ZM178 151H179V150H178ZM208 151H209V152H208ZM210 151H211V152H210ZM229 151H230V152H229ZM253 151H255L256 153H254ZM215 152H217V154H216ZM250 152H251V153H250ZM226 153H227V154H226ZM245 153H246V152H245ZM207 154H208V156H207ZM213 154H215V155H213ZM231 154L233 155L234 158H236L235 160H234V159H231V157H228V158H227V156H230ZM253 154H254V156H252ZM260 154L262 155L263 158L260 157ZM222 155H225L226 158L229 159V160L231 159V160H232V161L230 160L231 162H236V163H238V164H239V162L241 161V158H240V157H241L242 155H244V159L246 158L245 160L243 159L244 162H245V164H244V162H242L243 160L240 162V164H242V165L244 164V166H245V165H246V166L244 167V166L241 165V167L239 168V170H238L237 172H235L236 170L234 171L235 173H239V174L241 173V174H240L241 176H240L239 174H237V175H238L239 178L241 177V178L243 179V180L241 179L243 182H242L241 180H235V179H234L235 177H237V176L235 175V173H234V174L231 173V171L233 170L234 167L231 166V168H232V169H231V168H230V163H229V161L226 160L225 156H222ZM232 155H231V156H232ZM210 156H212V158H211ZM217 156H219V157L216 158ZM220 156H221V157H220ZM223 157H224V158H223ZM242 157H243V156H242ZM250 157H251V158H250ZM252 157H253V159H252ZM254 157H255V158H254ZM259 157H260V159H262V160H260ZM215 158H216V159H215ZM222 158H223V159H222ZM256 158H258L261 162H263V164L260 162V164L258 165V166H260V167H257V164H256V163H257V161H259V160L256 159ZM219 159H220V160H219ZM255 159H256L257 161H256L255 164H254L253 161H254ZM214 160H215L216 163H214ZM223 160H224V161H228V165L226 164L227 167L225 166V168H228V167H229L228 170H226V169L224 170V167H223L222 163H224V165H225V162H222ZM247 160H248V161H247ZM211 161H213V163H212ZM217 161L219 162L218 164H217ZM220 161H221L222 163H221ZM238 161H239V162H238ZM251 162H253L252 165H255L256 168L258 169V171H259V170H260V172L262 171L261 174H260V176H258L259 178H257V179L254 178V180H257V181H258V184H257V182L254 184L253 181H252V178H253V177H257V176H255V175L258 174V173H256V172H258V171H257L256 168L254 169V167H253L252 165L248 166V165H249L248 163H251ZM226 163H227V162H226ZM213 164H214V165H213ZM216 164H217V165H222V166L215 167ZM233 164L235 165V163H233ZM233 164H231V165H233ZM247 164H248V165H247ZM261 164H262V165H261ZM210 166H211V169L209 170L208 168H210ZM213 167H214L215 169H214ZM219 167H222L223 170H222V168L220 169ZM236 167H237V165L235 166V169H236ZM238 167H239V165H238ZM243 167H244L247 171H246ZM248 167H249V169H248ZM250 167H251V168H250ZM252 167H253V168H252ZM262 167H263V168H262ZM212 168H213V169H212ZM217 168H219V169H217ZM259 168H260V169H259ZM261 168H262V170H261ZM216 169H217V170H216ZM230 169H231V170H230ZM242 169H244V171H243ZM212 170H214L215 173H214V171H212ZM251 170H252V171H251ZM207 171H208V172H207ZM211 171H212L213 174H215V175H213ZM239 171H240V172H239ZM254 171H256V172H254ZM220 172L222 173V175H220ZM225 172H226V173H225ZM244 172H245V173H244ZM247 172H248V173H247ZM260 172H259V173H260ZM210 173H211L212 175H211ZM217 173H218V175H217ZM250 173H251V175H250ZM262 173H263V174H262ZM227 174H228V176H227ZM242 174L245 175L246 177H245V176L242 177ZM247 174H248V175H247ZM254 174H255V175H254ZM216 175H217V176H216ZM252 175H253V176H252ZM262 175H263V176H262ZM206 176H207V178H206ZM222 176H223V177H222ZM233 176H234V177H233ZM247 176H249V177H247ZM213 177H214V178H213ZM215 177H216V179H215ZM221 177H222V178H221ZM225 177H226V178H225ZM230 177H233V178L230 179ZM217 178H219V179H217ZM227 178H228V179H227ZM239 178H238V179H239ZM249 178H250V179H249ZM213 179H215V180H213ZM221 179H222V181H221ZM226 179H227V180H226ZM232 179L234 180V181H232V182L234 183V185H233L232 183H230ZM244 179H245V180H244ZM246 179H248L247 181H250V180H251L252 182H247ZM258 179H262L263 181H259ZM205 180L207 181V183L205 182ZM208 180H209V181H208ZM229 180H230V182H227V181H229ZM210 181H211V182H210ZM212 181H213L214 183H212ZM219 181H221V182H220V183H217V182H219ZM223 181H224L225 185H224ZM236 181H239V182H236ZM245 181H246V182H245ZM240 182H241V184H240ZM209 183H211L212 185L209 184ZM235 183H237V186H235ZM242 183H243V184H242ZM249 183H250V184L252 183V184L250 185ZM207 184H208V185H207ZM215 184H216V185H215ZM221 184H222V187H220ZM226 184H227V185L232 184L231 187L229 186V188H230L231 190L228 189V186H227ZM238 184H240V185L238 186ZM247 184H248V186H247ZM259 184H260V186H258ZM223 185H224V186H223ZM225 186H227V188H225ZM214 187H215L216 189H215ZM219 187H220V188H219ZM248 187H249V189H248ZM221 188L226 189V190L224 191V193H226L228 190L231 192L230 195H228V196H227L228 193L225 194L227 197L224 195V196L226 197V200H225V201H226V206H224V205H225V201L222 202V205L224 204L223 206L219 205V204H221V201H223L224 199H222L221 201H219V202L217 203V201L220 200L219 198L223 195V193H222V191L219 190V194L221 193L222 195H219V198H218V193H217L218 191H216V190L221 189ZM232 188H233V189H232ZM239 188H240V187H239ZM211 190H212V191H211ZM215 191H216V192H215ZM229 191H228V192H229ZM241 192H240V193H241ZM206 193H207V194H206ZM248 193H249V195H252V197L254 198V200H255V204H254V203L251 204V201L253 202L254 200L251 199L252 197L249 196ZM251 193H252V194H251ZM216 194H217V195H216ZM231 195H232V196H231ZM241 195H242V193H241ZM246 195H247V196H246ZM206 196H207V197H206ZM216 196H217V197H216ZM224 196H222V197H224ZM242 196H244V195H242ZM222 197H221V198H222ZM247 197H248V200L251 199V201H248V200L246 199ZM213 199H215V200H213ZM232 199H233V197H232ZM232 199H231V200H232ZM212 200H213V201H212ZM216 200H217V201H216ZM229 200H230V199H229ZM230 202L232 203V201H230ZM230 202L228 201V203H230ZM242 202H243V203H242ZM214 203H215V204H214ZM216 203H217L218 205H216ZM211 204H212V205H211ZM245 204H244V205H245ZM218 206H219V207H218ZM223 207H224L225 209H224ZM226 207H227L228 209H227ZM231 208H232V207H231ZM231 208H230V209H231ZM222 210H221V211H222ZM206 211H207V210L205 209V212H206ZM221 211H219V212H221ZM223 212H224V213H223ZM226 212H227V211H222L221 214L224 215V214H226ZM252 247L255 248L254 246H252ZM252 247H251V246H248V247L246 248V249H248V252L250 251V253H249V254H246V256H248V255H251V256H252V255H253V258L250 256V257H251V260H250V257H249L248 261L251 263V261L254 260L251 264H255V263L260 264L261 256L264 257V251L262 252V250H258L257 248L253 249ZM242 250H243V249H242ZM242 250H241L240 252H242ZM243 251H244V250H243ZM256 251H257V252H256ZM244 252H245V251H244ZM244 252H243V254H244ZM260 252H261V253H260ZM260 254H261V255H260ZM255 256H256V258H255ZM257 257H258V258H257ZM255 259H256V260H255ZM259 259H260V260H259ZM262 259H263V258H262ZM263 261H264V260H263ZM263 261H261V262H263ZM262 264H263V263H262Z\"/></svg>",
    "mask_w": 264,
    "mask_h": 264
}]
</instances>
